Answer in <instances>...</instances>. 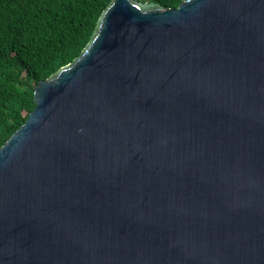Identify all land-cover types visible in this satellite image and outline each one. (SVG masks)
Returning a JSON list of instances; mask_svg holds the SVG:
<instances>
[{
  "label": "water",
  "instance_id": "water-1",
  "mask_svg": "<svg viewBox=\"0 0 264 264\" xmlns=\"http://www.w3.org/2000/svg\"><path fill=\"white\" fill-rule=\"evenodd\" d=\"M0 147V264H264V0H112Z\"/></svg>",
  "mask_w": 264,
  "mask_h": 264
},
{
  "label": "trees",
  "instance_id": "trees-1",
  "mask_svg": "<svg viewBox=\"0 0 264 264\" xmlns=\"http://www.w3.org/2000/svg\"><path fill=\"white\" fill-rule=\"evenodd\" d=\"M111 1L0 0V147L36 107L35 85L83 53Z\"/></svg>",
  "mask_w": 264,
  "mask_h": 264
}]
</instances>
